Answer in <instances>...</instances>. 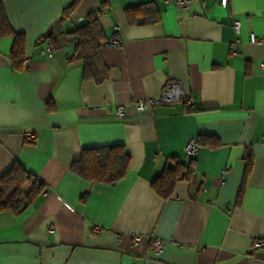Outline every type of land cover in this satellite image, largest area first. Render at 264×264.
Returning <instances> with one entry per match:
<instances>
[{
    "label": "crops",
    "instance_id": "crops-1",
    "mask_svg": "<svg viewBox=\"0 0 264 264\" xmlns=\"http://www.w3.org/2000/svg\"><path fill=\"white\" fill-rule=\"evenodd\" d=\"M1 1L31 60L16 68L14 37L0 36V175L20 162L44 190L22 213L0 212V264H264V245L253 247L264 241V0L226 8L193 0L187 9L175 0H81L63 21L72 0ZM147 2L159 20L129 22L126 8ZM94 11L109 66L99 84L83 77L76 35L67 34ZM118 36L121 44H107ZM171 79L182 101L136 110L135 100L159 96ZM193 139L190 176L157 195L153 180L174 159L190 162ZM114 144L131 156L121 180L93 182L71 169L84 148ZM149 237L164 242L160 255Z\"/></svg>",
    "mask_w": 264,
    "mask_h": 264
},
{
    "label": "trees",
    "instance_id": "trees-1",
    "mask_svg": "<svg viewBox=\"0 0 264 264\" xmlns=\"http://www.w3.org/2000/svg\"><path fill=\"white\" fill-rule=\"evenodd\" d=\"M81 0H72L71 4L62 11L60 20L69 18L71 12L80 4ZM90 15V14H89ZM88 18L76 26L73 32L76 42L72 59L82 60L84 63L83 77L93 79L97 84L109 76V66L106 64L101 48L104 44L103 30L97 19ZM127 19L131 23L150 24L159 20V14L151 2L141 3L126 8ZM13 35L11 59L16 68L22 69L26 37L23 32L13 29L0 0V36ZM52 43L55 39L50 36ZM200 144V139H195ZM214 141L211 145H216ZM194 156V155H193ZM193 156L190 162L174 159L152 182L154 192L167 198L172 193L175 184L190 176L193 167ZM130 153L124 144H114L84 148L79 159L71 164V169L83 178L100 183L114 184L127 173ZM245 178L250 171L252 154L246 156ZM44 190L43 183L33 173L28 171L20 162L13 165L0 175V212L11 211L20 214L25 211L34 199ZM241 192L238 194L240 199ZM84 200V196L82 197Z\"/></svg>",
    "mask_w": 264,
    "mask_h": 264
},
{
    "label": "built area",
    "instance_id": "built-area-1",
    "mask_svg": "<svg viewBox=\"0 0 264 264\" xmlns=\"http://www.w3.org/2000/svg\"><path fill=\"white\" fill-rule=\"evenodd\" d=\"M176 4L181 9H187L190 7L193 0H175ZM229 0H217V3L223 7L226 8L228 5ZM99 16L98 11H94L90 13L89 18L90 19H96ZM235 29L238 31L240 28V22L236 21L234 24ZM118 29V28H117ZM250 41L252 43H260L262 42L261 39H257L255 34H251ZM122 39L121 37H115L111 40L107 41V44L109 45H119L121 44ZM52 47L49 45L47 52H51ZM45 51H43L44 53ZM233 54H236L237 51L233 50ZM30 57H24L22 62V69H26L28 67V64L30 62ZM185 97V92L182 89V86L180 82L177 80L171 79L167 80L162 88V91L159 96L153 97V98H147V99H137L134 101V105L136 107V110L138 112H142L146 109L147 106H156V105H172L174 103L180 102ZM117 116H123L124 115V108L122 106L117 107L116 110ZM35 137L34 133H28L27 138L33 139ZM198 150V143L195 139L190 140L187 145V154L190 156H193L196 154ZM140 235H135L133 237V241L135 243H138L140 240ZM150 243H151V249L156 255H160L163 252L164 248V242L161 239L149 237ZM264 245V241L262 240H254L253 241V247H260Z\"/></svg>",
    "mask_w": 264,
    "mask_h": 264
}]
</instances>
